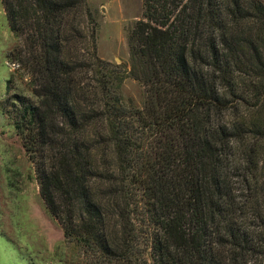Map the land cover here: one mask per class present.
Listing matches in <instances>:
<instances>
[{"label":"trees","instance_id":"1","mask_svg":"<svg viewBox=\"0 0 264 264\" xmlns=\"http://www.w3.org/2000/svg\"><path fill=\"white\" fill-rule=\"evenodd\" d=\"M1 1L7 87L31 95L3 113L64 237L111 264H264L262 1L143 0L125 71L97 57L86 0Z\"/></svg>","mask_w":264,"mask_h":264},{"label":"rangeland","instance_id":"2","mask_svg":"<svg viewBox=\"0 0 264 264\" xmlns=\"http://www.w3.org/2000/svg\"><path fill=\"white\" fill-rule=\"evenodd\" d=\"M143 10V0H86L81 25L96 29L99 59L120 65L117 67L121 71L130 70L128 31L142 19ZM15 45L0 0V264H111L64 237L62 226L51 216L40 196L34 168L13 124L3 113V106L16 93L14 90L31 96L26 82L16 81L11 92L7 87L17 69L7 60ZM82 47L83 55L91 57L92 50ZM122 96L127 105L142 106L144 87L127 78L122 85ZM116 230L110 229L108 234L114 238ZM145 240L140 233L139 241ZM147 258L150 259L149 252Z\"/></svg>","mask_w":264,"mask_h":264}]
</instances>
